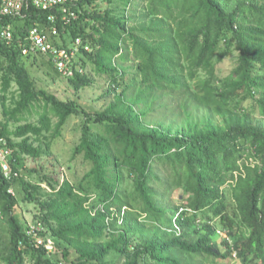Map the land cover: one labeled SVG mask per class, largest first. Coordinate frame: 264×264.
<instances>
[{"label": "trees", "instance_id": "16d2710c", "mask_svg": "<svg viewBox=\"0 0 264 264\" xmlns=\"http://www.w3.org/2000/svg\"><path fill=\"white\" fill-rule=\"evenodd\" d=\"M73 8L70 23L30 3L20 16L0 14V102L16 84L15 121L39 114L13 132L0 121L19 171L6 177L0 161V259L228 264L237 249L244 264H264V0H81ZM53 24L58 46L83 40L67 76L75 93L93 81L89 63L105 78L102 97L111 99L102 110L40 87L26 65L29 30ZM7 25L10 43L1 38ZM229 57L232 68L219 74ZM193 103L209 113L193 118ZM160 110L173 120H148ZM74 115L82 133L73 159L90 164L83 177L28 167L27 157L52 156ZM177 118L182 128L173 127ZM14 189L39 209L54 252L17 218Z\"/></svg>", "mask_w": 264, "mask_h": 264}, {"label": "rangeland", "instance_id": "374dc122", "mask_svg": "<svg viewBox=\"0 0 264 264\" xmlns=\"http://www.w3.org/2000/svg\"><path fill=\"white\" fill-rule=\"evenodd\" d=\"M24 53V52H23ZM25 55V53H24ZM33 56V57H32ZM31 57H24L26 61V65L29 66L31 69L32 75L38 82L40 87H44L51 92L56 93L61 98H76L79 102L85 106V108L90 112H95L98 110H102L104 106L108 103L111 97L103 98L102 93L106 90V81L103 75L98 73L96 70H93L92 64L89 63L87 66L86 71L93 76V81L90 85L86 86L84 89L80 90L77 94L75 93L73 86L70 84L68 78L61 74L54 64L49 63L50 58L47 56L43 57L42 55L33 54ZM36 56V62L33 63ZM234 64V60L229 57L223 62L217 65V71L219 74L224 75L230 71ZM3 80H2V72L0 71V97L4 95L3 91ZM17 93V86L14 84L10 91L6 93L7 101L6 105L0 102V121H9V130L13 132V130L17 127V125L25 122H36L38 121L39 114L34 112L28 119H24L22 121H15L14 117L11 115L10 111L13 109L12 98L13 95ZM42 110V108H41ZM209 113L208 109L199 108L194 103L192 105V114L193 118H200L205 117ZM28 116V115H27ZM168 110H160L159 112L155 113L153 116L148 117V120H164L167 124L168 121L173 120V116L169 119ZM176 122L174 123L175 128L178 126L182 128L181 120L182 119H175ZM174 120V121H175ZM178 120V122H177ZM81 125H82V118L79 116H72L70 117L68 123L65 125L62 136L58 138L57 142L53 145V151L51 157L42 158L39 163H36L31 158L26 159V165L28 167H32L37 165L38 169H42L44 172H50L51 170L61 171L63 174V178H70L72 181L79 178H82L87 169L90 167V164L83 163V156H78L77 158L73 159L74 149L76 145L80 141L81 136ZM16 140V139H15ZM21 138H18L17 141H20ZM37 144V143H36ZM14 192L19 197V203L16 207V216L24 224L25 227L36 226L41 224L36 217L38 214L39 209L34 203H30L24 201L22 198V193L17 189H14ZM178 193L175 194V198L178 199ZM6 225V223H2V226ZM42 226V224H41ZM2 232L4 230L0 229ZM53 249L50 253L54 252V244H56V240L49 239ZM47 241V242H48ZM229 260V259H228ZM240 260V259H239ZM236 262L235 264H242L241 261ZM234 261H229L228 264H233ZM28 264H31L30 262Z\"/></svg>", "mask_w": 264, "mask_h": 264}, {"label": "built area", "instance_id": "2783aa9c", "mask_svg": "<svg viewBox=\"0 0 264 264\" xmlns=\"http://www.w3.org/2000/svg\"><path fill=\"white\" fill-rule=\"evenodd\" d=\"M81 0H0V14L3 16H20L23 14L25 7L28 3L32 4L36 8L42 11H49L48 19L56 22V20L63 23H70L73 19L78 17V12L73 7L77 6ZM59 34V28L56 24L51 27H32L25 39L27 46L23 49L25 54H38L45 55L54 64L57 70L64 76H73L75 74V61L77 54L82 47L83 40L77 38L74 46L61 47L58 46L55 38ZM13 32L11 25H7L2 28L1 38L7 43L13 40ZM84 48L88 51L91 50L89 45H85ZM83 72L82 68L78 69ZM0 161L2 170L6 177L13 178L19 175V171L15 170L14 163L16 158L14 155V149L5 138L0 137ZM13 191V190H11ZM43 230V226L38 224L36 226L27 227V232L36 238L37 245H45L51 252L53 246L50 241L40 234ZM0 264H4L0 259Z\"/></svg>", "mask_w": 264, "mask_h": 264}, {"label": "clouds", "instance_id": "9594fccd", "mask_svg": "<svg viewBox=\"0 0 264 264\" xmlns=\"http://www.w3.org/2000/svg\"><path fill=\"white\" fill-rule=\"evenodd\" d=\"M238 251L239 250H237V249H233V254H232L233 257H232V259L229 260V261H234L233 264H235L236 262H238V260L240 259L238 257ZM254 254H255V251H254ZM254 254L251 253L250 256H253ZM239 261H241V263L244 264L241 259Z\"/></svg>", "mask_w": 264, "mask_h": 264}]
</instances>
